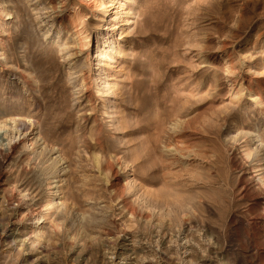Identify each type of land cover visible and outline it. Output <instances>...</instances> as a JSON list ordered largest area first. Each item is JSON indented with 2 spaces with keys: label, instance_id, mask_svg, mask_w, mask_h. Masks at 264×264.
Wrapping results in <instances>:
<instances>
[{
  "label": "rangeland",
  "instance_id": "obj_1",
  "mask_svg": "<svg viewBox=\"0 0 264 264\" xmlns=\"http://www.w3.org/2000/svg\"><path fill=\"white\" fill-rule=\"evenodd\" d=\"M0 264H264V0H0Z\"/></svg>",
  "mask_w": 264,
  "mask_h": 264
},
{
  "label": "bare ground",
  "instance_id": "obj_2",
  "mask_svg": "<svg viewBox=\"0 0 264 264\" xmlns=\"http://www.w3.org/2000/svg\"><path fill=\"white\" fill-rule=\"evenodd\" d=\"M10 144V143H9Z\"/></svg>",
  "mask_w": 264,
  "mask_h": 264
}]
</instances>
